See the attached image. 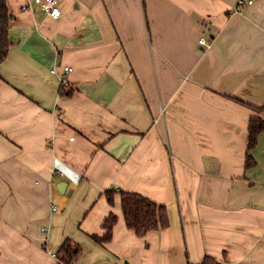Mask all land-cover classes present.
<instances>
[{
	"label": "crops",
	"instance_id": "0c3cea01",
	"mask_svg": "<svg viewBox=\"0 0 264 264\" xmlns=\"http://www.w3.org/2000/svg\"><path fill=\"white\" fill-rule=\"evenodd\" d=\"M243 1L60 0L55 19L7 0L0 264H67V239L71 264H264V131L248 149L264 0ZM120 190L165 204L169 225L137 235Z\"/></svg>",
	"mask_w": 264,
	"mask_h": 264
},
{
	"label": "trees",
	"instance_id": "16d2710c",
	"mask_svg": "<svg viewBox=\"0 0 264 264\" xmlns=\"http://www.w3.org/2000/svg\"><path fill=\"white\" fill-rule=\"evenodd\" d=\"M13 15L7 5V0H0V64L5 61L12 46L10 37V24ZM257 115L252 116L249 121L248 149H253L258 141L259 134L264 131V119L260 116L261 108L252 107ZM250 154L247 155L246 166L254 165ZM116 191L108 189L107 198L110 203L114 201ZM121 197L122 212L128 228L135 231L139 236H143L150 231L165 228L169 225V217L165 204L158 203L155 200L135 191H119ZM117 215L110 213L103 222L105 232L102 236L93 235L98 242H107L112 238L113 227L117 222ZM81 248L79 245L67 239L58 256L67 264H71L77 258ZM198 264H217L212 256H206L203 262Z\"/></svg>",
	"mask_w": 264,
	"mask_h": 264
},
{
	"label": "built area",
	"instance_id": "2783aa9c",
	"mask_svg": "<svg viewBox=\"0 0 264 264\" xmlns=\"http://www.w3.org/2000/svg\"><path fill=\"white\" fill-rule=\"evenodd\" d=\"M249 2L251 3L252 1H249ZM34 3L39 5L52 18L58 19L62 15L60 0H34ZM238 4L244 5V1L239 0ZM200 42H201V44L208 46L205 39L202 38L200 40ZM70 71H72L71 67H69V66L64 67V73L70 72ZM62 85H63V89L67 88V81L64 78V76L62 77ZM52 208H53V210L58 209V207L56 205H53Z\"/></svg>",
	"mask_w": 264,
	"mask_h": 264
},
{
	"label": "water",
	"instance_id": "95a60500",
	"mask_svg": "<svg viewBox=\"0 0 264 264\" xmlns=\"http://www.w3.org/2000/svg\"><path fill=\"white\" fill-rule=\"evenodd\" d=\"M65 186V183L64 182H60L59 184H58V188H59V190H61V191H63V187Z\"/></svg>",
	"mask_w": 264,
	"mask_h": 264
}]
</instances>
